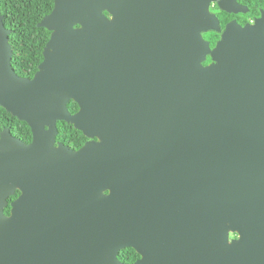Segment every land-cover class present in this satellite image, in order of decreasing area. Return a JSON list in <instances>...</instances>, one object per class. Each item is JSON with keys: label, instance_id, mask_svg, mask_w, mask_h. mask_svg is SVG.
Returning <instances> with one entry per match:
<instances>
[{"label": "water", "instance_id": "95a60500", "mask_svg": "<svg viewBox=\"0 0 264 264\" xmlns=\"http://www.w3.org/2000/svg\"><path fill=\"white\" fill-rule=\"evenodd\" d=\"M212 1L55 0L33 76L0 14V264H264V12L211 47Z\"/></svg>", "mask_w": 264, "mask_h": 264}, {"label": "trees", "instance_id": "16d2710c", "mask_svg": "<svg viewBox=\"0 0 264 264\" xmlns=\"http://www.w3.org/2000/svg\"><path fill=\"white\" fill-rule=\"evenodd\" d=\"M55 0H0V14L4 24L11 29L9 35L13 49L12 65L14 69L24 76H33L42 62L43 50L48 42L51 31L38 26L42 18L54 8ZM109 15L108 12H106ZM219 35L210 32L207 38L214 45ZM209 58L207 59V61ZM69 110L74 113L79 109L78 104L71 100L68 103ZM57 141L69 145L73 149H79L88 140V137L72 123L64 120L57 122ZM8 127L12 134L26 142L32 140V130L26 121L20 120L5 108L0 107V132ZM20 191L10 196L9 202L13 201ZM11 205L5 208L9 214ZM237 237V233H233ZM140 254L133 248L127 247L119 252V258L127 264H134Z\"/></svg>", "mask_w": 264, "mask_h": 264}, {"label": "flooded vegetation", "instance_id": "af4514ba", "mask_svg": "<svg viewBox=\"0 0 264 264\" xmlns=\"http://www.w3.org/2000/svg\"><path fill=\"white\" fill-rule=\"evenodd\" d=\"M237 1L239 4L246 6L247 11L245 12L244 11H240V12L227 11L221 8L219 4V0H214L210 3L209 10L211 13L215 14L217 18L219 19V25H220V30H221V31L210 30L209 32L205 33L204 37L210 42L211 47H214L216 42L220 39V36L223 30L225 29L227 23L235 20L242 26L246 24H255L257 19L264 12V0H237ZM210 32H213L219 35L214 45H212L211 44L212 41H210L207 38ZM208 58L209 60L208 61L206 60L205 62L206 64L211 62V57L208 56ZM17 74L21 76L20 73L17 72Z\"/></svg>", "mask_w": 264, "mask_h": 264}, {"label": "rangeland", "instance_id": "374dc122", "mask_svg": "<svg viewBox=\"0 0 264 264\" xmlns=\"http://www.w3.org/2000/svg\"><path fill=\"white\" fill-rule=\"evenodd\" d=\"M232 235H233V233H232ZM232 237H234V236H232Z\"/></svg>", "mask_w": 264, "mask_h": 264}]
</instances>
